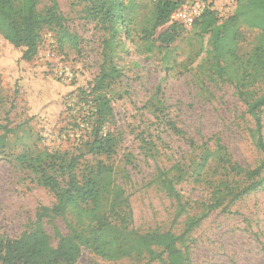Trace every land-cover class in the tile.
Here are the masks:
<instances>
[{"label": "rangeland", "instance_id": "rangeland-1", "mask_svg": "<svg viewBox=\"0 0 264 264\" xmlns=\"http://www.w3.org/2000/svg\"><path fill=\"white\" fill-rule=\"evenodd\" d=\"M50 1L39 0L38 9ZM137 1L142 18L149 13L151 1ZM212 1L221 14L231 3ZM56 2L74 41L59 44L57 31L44 28L37 55L19 64L16 51L0 41V133L2 126L14 129L8 133L15 145L12 152L27 151L32 161L49 162L46 171L55 176H60L57 162L62 157H77L73 172L79 179L97 166L106 167L128 195L133 227L140 233L178 235L189 217L202 216L178 245L187 264H264V170L248 178L229 169V163L253 169L262 154L249 135L253 121L233 86L215 76L209 79L203 70L211 61L209 35L200 36L196 29L184 26L166 50L150 51L134 31L128 38L121 35L112 58L118 76L102 90L111 113L101 132L113 138V147L108 154L92 155L84 145L92 129V104L84 105L76 92L66 101L62 96L93 82L103 60L105 32L83 19V6L76 0ZM256 35L243 31L242 52L252 47ZM63 65L73 70L71 81L57 77ZM250 88L257 95L264 92V77ZM260 117L264 142V107ZM39 134L42 142L37 140ZM13 156L0 154V238L9 239L27 229L40 206L55 202L54 194L40 184V173L20 165ZM159 171L176 178L174 185L185 202L180 215L176 216V203L157 181ZM221 180L233 193L218 208L207 211L211 193ZM58 225L65 232L64 223ZM43 227L55 243L51 225L44 222ZM78 263L163 264L148 262L146 254L106 260L88 248L81 249Z\"/></svg>", "mask_w": 264, "mask_h": 264}, {"label": "trees", "instance_id": "trees-1", "mask_svg": "<svg viewBox=\"0 0 264 264\" xmlns=\"http://www.w3.org/2000/svg\"><path fill=\"white\" fill-rule=\"evenodd\" d=\"M76 1L83 6V19L95 22L105 32L101 42L103 60L98 74L87 88L77 86L62 98L68 99L76 92L80 99H84V105L92 104L94 111L89 112L93 120L92 129L84 145L89 154H108L113 147V138L107 133L102 134L101 128L111 110L109 99L102 90L104 85L118 76V68L112 58L121 35L128 38L134 31L149 51L152 48L166 50L178 39L184 26L169 22L170 14L177 7L174 0H150L149 13L142 18L138 17L137 0ZM204 1L206 9L191 25L200 36L209 35L207 56L211 57V61L203 70L207 71L209 79L215 76L218 81L233 86L238 100L253 121L254 128L249 135L262 154L253 169L247 170L237 163H229V169L237 175L254 178L264 170L260 117L264 92L257 95L250 88L264 77V0H230L223 14L215 2ZM39 3V0H0V41L16 51L18 64L21 61L29 62L37 55L44 28L57 31L59 44L75 40L65 28L66 19L56 0H51L41 10L38 9ZM244 30L257 32L255 42L247 52L240 50ZM202 51L201 47L197 55ZM1 129L0 154L5 157L14 155L20 165L40 173V184L54 194L55 202L50 206H40L34 221L18 238H0V264H79L82 248H88L106 260L146 254L148 262L187 264V256L178 245L185 242L189 232L201 222L202 216L189 217L184 230L178 235L169 231L140 233L133 227L128 195L113 180L106 167L97 166L90 174L79 179L73 172L77 157L69 160L62 157L57 162L60 176L49 174L46 171L49 162L41 158L32 161L27 151L12 152L15 145L8 140V133L14 132V129L7 126ZM37 140L43 141L40 134ZM203 156L205 158L207 154ZM179 177L182 175L179 174ZM157 181L165 194L176 203V216L183 213L185 202H182L174 185L176 178L159 171ZM232 193L229 184L221 180L211 193L207 211L218 208ZM60 221L64 223L65 232L58 225ZM44 222L51 225L55 243L44 230Z\"/></svg>", "mask_w": 264, "mask_h": 264}, {"label": "built area", "instance_id": "built-area-1", "mask_svg": "<svg viewBox=\"0 0 264 264\" xmlns=\"http://www.w3.org/2000/svg\"><path fill=\"white\" fill-rule=\"evenodd\" d=\"M177 2L176 9L170 14L169 22L183 26H191L206 9L204 0H174ZM57 77L63 81H71L74 78L73 70L68 65L60 66Z\"/></svg>", "mask_w": 264, "mask_h": 264}]
</instances>
